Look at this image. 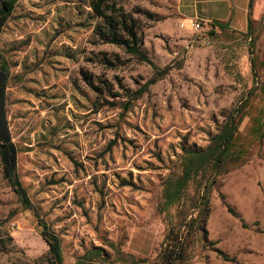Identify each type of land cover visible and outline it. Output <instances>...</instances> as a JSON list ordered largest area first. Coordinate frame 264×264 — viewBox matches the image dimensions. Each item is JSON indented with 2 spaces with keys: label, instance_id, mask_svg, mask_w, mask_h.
I'll list each match as a JSON object with an SVG mask.
<instances>
[{
  "label": "rangeland",
  "instance_id": "1",
  "mask_svg": "<svg viewBox=\"0 0 264 264\" xmlns=\"http://www.w3.org/2000/svg\"><path fill=\"white\" fill-rule=\"evenodd\" d=\"M115 1L146 57L170 67L147 87L155 70L99 40L89 0H18L0 34L17 175L62 264H83L93 247L111 264H167L171 254L172 264H264V130L254 124L264 129V30L195 31L178 0ZM249 97L243 164L211 186L200 174L166 205L184 151L208 146ZM41 231L0 162V264H51Z\"/></svg>",
  "mask_w": 264,
  "mask_h": 264
},
{
  "label": "trees",
  "instance_id": "2",
  "mask_svg": "<svg viewBox=\"0 0 264 264\" xmlns=\"http://www.w3.org/2000/svg\"><path fill=\"white\" fill-rule=\"evenodd\" d=\"M18 0H0V34L3 27L11 17ZM89 7L93 11V16L103 20L102 24L95 25L94 33L102 43L113 44L121 47L129 55L137 57L141 62L149 64L155 70L156 76L145 86L154 84L157 80L168 74L170 67L162 70L158 69L155 64L146 57L141 49V40L137 37L132 25L128 26L127 17L117 7L115 0H89ZM221 29H230L222 24H214ZM233 30V29H232ZM236 31V30H234ZM239 32V31H236ZM242 33V32H241ZM243 35L248 33H242ZM253 61L256 58L253 57ZM109 65L113 66L112 63ZM9 64L5 56L0 52V162L3 167L4 175L8 179L12 190L20 198L22 206L25 209L34 210L35 216L42 228L41 237L48 246L51 255V264H62L63 255L59 238L52 233L46 223L40 218L38 212L34 209L27 193L22 188L21 182L17 175V155L18 148L12 141L9 123L7 120V97L6 90L9 81ZM90 84V82H89ZM264 90V89H263ZM144 90L137 93L141 95ZM249 98L242 102L241 107L234 111L221 129L211 138L210 144L204 148H188L184 151L181 161V173L175 178L169 177L165 181L164 194L165 204L174 205L180 203L187 185L200 174H210L213 180L219 174L225 172L228 168H238L244 162L248 155L251 143H243L239 133L240 120L244 112L248 111L247 104ZM260 131L263 129L262 119L255 120ZM209 190V189H208ZM207 199L205 198V203ZM227 210L233 216L239 218L232 208L227 206ZM193 219L191 222H196ZM174 254L167 257V264H172ZM98 257V264L109 263L108 253L102 247H93L88 250L79 261L88 264ZM128 258H132L128 256Z\"/></svg>",
  "mask_w": 264,
  "mask_h": 264
},
{
  "label": "crops",
  "instance_id": "3",
  "mask_svg": "<svg viewBox=\"0 0 264 264\" xmlns=\"http://www.w3.org/2000/svg\"><path fill=\"white\" fill-rule=\"evenodd\" d=\"M178 13L188 26L222 24L230 29L260 37L264 30V0H178Z\"/></svg>",
  "mask_w": 264,
  "mask_h": 264
},
{
  "label": "built area",
  "instance_id": "4",
  "mask_svg": "<svg viewBox=\"0 0 264 264\" xmlns=\"http://www.w3.org/2000/svg\"><path fill=\"white\" fill-rule=\"evenodd\" d=\"M201 23L198 22V21H193L191 23V27L195 30V31H198L200 28H201Z\"/></svg>",
  "mask_w": 264,
  "mask_h": 264
}]
</instances>
